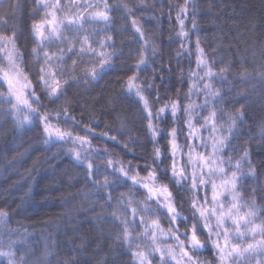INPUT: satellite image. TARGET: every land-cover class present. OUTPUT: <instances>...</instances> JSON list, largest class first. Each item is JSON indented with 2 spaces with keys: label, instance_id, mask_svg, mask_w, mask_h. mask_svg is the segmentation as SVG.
<instances>
[{
  "label": "trees",
  "instance_id": "trees-1",
  "mask_svg": "<svg viewBox=\"0 0 264 264\" xmlns=\"http://www.w3.org/2000/svg\"><path fill=\"white\" fill-rule=\"evenodd\" d=\"M191 2L196 5L197 27L192 29L193 10L190 7L184 23L189 33L185 40L178 36V9L170 7L182 6L184 0H143V4L141 0H108L114 6L113 26L107 33L115 44L112 66L95 81L83 80L79 77L89 65L77 58L78 82L69 79L64 85L67 102L63 96L53 102L36 86L37 68L31 56L34 47L32 25L44 17V10L38 7L36 0H0V17L8 20V27H0V31L14 30L19 37L17 46L23 54V70L36 86L41 100L40 105L33 106L38 107L41 114H56L62 107L67 108L78 124L64 123L61 116L58 126L62 130L85 136L83 129L87 126L94 132L88 135L92 148L106 150L110 159L123 162L126 169L129 165L135 166L141 177L147 176L143 170L146 162L153 164L154 144L147 120L140 105L135 103L137 98L127 92L128 77L137 75L138 81L153 84V91H145L144 95L154 112L170 99H179L181 105L202 104V95L193 96L190 101L184 99L192 83L189 75L198 71L196 40L199 39L200 47L218 74L212 86L220 91L224 102L212 101L217 116L221 115V108L227 114L242 107L244 119L237 122L236 135L227 155L236 160L245 149L249 152L255 175L241 177L238 189L244 201L256 200L264 216V0ZM118 3L128 4L132 9L149 45H155L154 55L137 42L130 19L115 8ZM16 4L18 8L14 7ZM142 51L148 58V67L136 72ZM4 63L0 61V65ZM221 68L227 71L221 74ZM221 75L226 81L221 82ZM63 79L67 76L61 78L62 82ZM156 95L160 103L155 102ZM10 108L6 86L0 85V209L7 212L5 221L0 222V250L7 251L9 242L15 241L17 257L25 255L30 264H133L131 251L136 249L130 250L118 239L121 225L116 216H128L118 197L124 194L130 198L132 207L150 221L157 217L140 211V202L146 201L145 191L133 188L130 181L117 183V177L110 171L105 173L113 181L108 188L94 186L85 166L74 157L75 145L47 137L43 124L35 116H30L31 123L17 124L14 115L8 114ZM25 114H28L26 110H22L21 120ZM182 119L183 113H180L177 123L173 124L166 113L161 120H153L161 129L156 146L162 154L168 150L165 133L173 127L183 128ZM222 122L227 127L226 115ZM52 123L57 124V121ZM103 133L108 136H102ZM111 136L116 140L109 139ZM178 142L183 145V138L178 137ZM93 160L102 167L106 164L95 154ZM170 163L169 160L162 166ZM241 171L247 173L248 165L243 164ZM134 174V171L129 172V175ZM161 182L168 184L177 198L178 209L188 215V205L179 199L176 188L167 179ZM109 193L111 200H108ZM208 194L210 197V191ZM159 219L167 230L166 218L161 214ZM137 231H140L139 226ZM201 239L206 240V237L201 234ZM167 243L175 247L173 241ZM199 256L216 264L211 251H203ZM0 264H5L3 258ZM153 264L157 261L153 260Z\"/></svg>",
  "mask_w": 264,
  "mask_h": 264
},
{
  "label": "snow or ice",
  "instance_id": "snow-or-ice-1",
  "mask_svg": "<svg viewBox=\"0 0 264 264\" xmlns=\"http://www.w3.org/2000/svg\"><path fill=\"white\" fill-rule=\"evenodd\" d=\"M36 4L44 9V17L32 25L34 47L31 56L36 62V86L53 102L62 96L67 102L64 85L68 84L69 79L77 81V58L92 61L91 66L84 69L83 75L79 77L83 80L95 81L106 68L112 66L114 51L108 49L114 50L115 44L107 33L113 26L111 13L114 6L108 0H64L63 3L61 0H36ZM14 7L18 8L19 5ZM170 7L178 9V36L187 40L189 33L184 29L185 19L191 7L192 29L195 30L196 5L191 0H184L182 6L177 4ZM115 8L128 16L137 42L154 55L155 45H149L129 5L118 3ZM86 24H103V29L99 31L105 34L104 38L97 37L95 27L89 32L85 28ZM0 27L7 28L8 20L0 17ZM18 38L14 30L0 31V61L5 62L0 65V85L6 86L8 103L11 105L8 114L14 115L15 122L20 125L31 123L30 116H35L43 124V132L47 137L75 145L72 149L74 157L85 166L87 177L94 186L108 188L113 181L105 173L110 171L111 175L117 177V183L130 181L133 188L139 187L145 191L146 201L140 202V211L150 213L156 219L146 220L124 194L118 200L125 206L128 216L121 218L113 213L121 225L118 239L130 250L136 249L131 251L133 264H153V260L157 264H211L208 260L200 259L199 253L206 250L213 253L216 264H264V216H261L256 200L244 201L238 189L241 177L254 176L255 168L246 149L236 160L227 155L236 135L237 122H243V110L241 107L225 114L221 108V115L217 116L216 105L212 101L215 100L217 104L224 102L220 91L212 86V80L218 74L200 47L199 39L196 40L198 71L190 73L189 80L192 83L184 99L190 101L191 97L202 95V104L189 102L181 105L179 99H170L154 112L148 97L144 95L145 91H153V84L138 81L137 75L128 77L127 92L137 98L135 103L140 105V111L147 120V129L154 144L153 164L146 162L143 170L147 176L141 177L135 166L129 165L126 169L123 162L110 159L106 150L92 148L88 135H94V132L87 126L83 129L85 136L62 130L58 126L61 116L64 123L78 124L67 108L62 107L56 114H41L40 109L33 106L40 105L41 100L36 86L23 70L24 59L17 46ZM49 47L54 50L50 52ZM147 67L148 58L142 51L137 60L136 72L144 71ZM225 71L227 69H220L221 74ZM65 76L67 79L62 82L61 78ZM220 80L224 82L226 78L221 75ZM155 102L160 103L159 95H156ZM22 110L28 113L23 116V120L20 118ZM201 112H206V115H201ZM166 113L171 116L173 124L177 123L178 114L183 113V128L178 130L173 127L165 133L168 150L162 154L156 146L161 129L153 124V120H161ZM225 115L227 127L222 122ZM53 120L57 124H53ZM101 135L108 136L107 133ZM178 137L183 138V145L178 142ZM109 139L115 141L116 137L111 136ZM93 154L102 157L106 161L105 166L94 164ZM169 160L171 163L163 167ZM243 164L248 165L247 173L241 171ZM130 171L136 174L129 175ZM164 179L176 188L179 199L188 205V215L178 209L177 198L173 196L172 190L168 184L161 182ZM111 199L109 193L108 200ZM149 202L156 207H151ZM161 214L169 225L167 230L160 223ZM6 217L7 212L0 209V220ZM137 226L140 231H137ZM181 228L184 230L181 231ZM201 234L206 240L201 239ZM169 240L174 242L175 247L167 243ZM15 243L10 241L7 251L0 250V258L4 259L5 264H30L25 255L17 257Z\"/></svg>",
  "mask_w": 264,
  "mask_h": 264
},
{
  "label": "rangeland",
  "instance_id": "rangeland-1",
  "mask_svg": "<svg viewBox=\"0 0 264 264\" xmlns=\"http://www.w3.org/2000/svg\"><path fill=\"white\" fill-rule=\"evenodd\" d=\"M61 2L63 3L64 0H61ZM43 10H44V9H43ZM38 22H39V21H38ZM38 22H36V23H38ZM93 27L97 28V33H96L97 37H98V38H104V35H105V34H104L103 32H101V31H99L100 29H103L104 25H103V24H96V25L86 24V25H85V28H87L89 32H91V30H92ZM94 46H95V45H94ZM48 50L51 52V51H53L54 49H53L52 47H49ZM108 51H110V52H113V51H114V54H115V50H113V49H108ZM114 54H113V55H114ZM112 57H113V56H112ZM73 58H75V57H73ZM85 61H86V62L88 63V65H89V66H87L86 68H89V67L91 66L92 61H91L90 59H85ZM69 62H71V61L69 60ZM111 63H112V60H111ZM25 123H26V122H25ZM205 135H207V133H205ZM78 150H79V149H78ZM217 182H219V181H217ZM226 206H227V205H226ZM5 219H6V218H4L3 220H0V222H4Z\"/></svg>",
  "mask_w": 264,
  "mask_h": 264
}]
</instances>
